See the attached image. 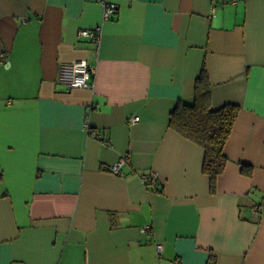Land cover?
Returning <instances> with one entry per match:
<instances>
[{"label":"crops","instance_id":"0c3cea01","mask_svg":"<svg viewBox=\"0 0 264 264\" xmlns=\"http://www.w3.org/2000/svg\"><path fill=\"white\" fill-rule=\"evenodd\" d=\"M203 67L240 107L213 193L168 126ZM0 264H264V0H0Z\"/></svg>","mask_w":264,"mask_h":264},{"label":"trees","instance_id":"16d2710c","mask_svg":"<svg viewBox=\"0 0 264 264\" xmlns=\"http://www.w3.org/2000/svg\"><path fill=\"white\" fill-rule=\"evenodd\" d=\"M194 98L179 101L170 114L169 127L182 138L204 150L202 172L208 177L211 192L217 180L224 175L229 160L225 146L233 132L240 107L236 104L213 108L212 88L206 68L203 67L195 84ZM245 176H251V167L242 165Z\"/></svg>","mask_w":264,"mask_h":264},{"label":"built area","instance_id":"2783aa9c","mask_svg":"<svg viewBox=\"0 0 264 264\" xmlns=\"http://www.w3.org/2000/svg\"><path fill=\"white\" fill-rule=\"evenodd\" d=\"M103 10H104L105 19L115 16L118 12L117 6L112 3H104ZM80 35L89 38L97 43L99 42V37L101 36V28L96 27L95 30H84L83 32H81ZM59 72H60L59 83L65 84L67 89L75 90V89H87L92 87L91 82H92L94 70L86 60L69 63V64L63 63L59 69ZM139 120H140L139 117L131 118L129 119V122L135 124ZM125 163L126 161L124 159L119 161L109 169V172L114 175L120 174L121 169L123 168ZM146 229H148V227ZM157 248L159 252L162 251L161 245H158Z\"/></svg>","mask_w":264,"mask_h":264},{"label":"bare ground","instance_id":"6f19581e","mask_svg":"<svg viewBox=\"0 0 264 264\" xmlns=\"http://www.w3.org/2000/svg\"><path fill=\"white\" fill-rule=\"evenodd\" d=\"M110 168H111V167H110ZM110 168H109V169H110ZM108 171H109V170H108Z\"/></svg>","mask_w":264,"mask_h":264}]
</instances>
